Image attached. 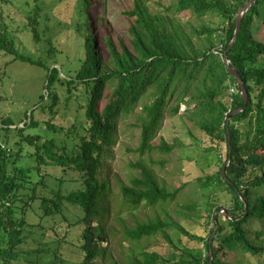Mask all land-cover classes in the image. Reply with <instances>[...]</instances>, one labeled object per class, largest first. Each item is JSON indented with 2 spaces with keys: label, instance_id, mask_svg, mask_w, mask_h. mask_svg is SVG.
I'll return each mask as SVG.
<instances>
[{
  "label": "trees",
  "instance_id": "1",
  "mask_svg": "<svg viewBox=\"0 0 264 264\" xmlns=\"http://www.w3.org/2000/svg\"><path fill=\"white\" fill-rule=\"evenodd\" d=\"M8 1L0 0V5ZM247 1L176 0V12L187 11L199 20L186 30L177 14L167 13L169 9L150 12L143 0H134L133 8L123 12L129 21L126 34L131 48L120 40L117 47L105 32L109 56L104 58L96 48L95 33L96 24L103 27L102 15L95 14L92 19V2L84 0L80 6H84L86 15L80 16L83 20L77 25L83 37L84 58L75 74L67 77L61 76L59 68L48 64L46 58L21 53L0 15V52L43 68L46 75V93H39V105L30 114L24 111L23 125H15L8 116L0 121L1 137L8 138L5 145L0 143V264H20L16 248L27 228L34 226L25 214L35 201H39L44 216L62 215L65 203L78 210L74 225L84 227L76 243L65 235L61 238V244L68 245L77 256L65 261L54 252L60 264H252V260L264 264V0H253L227 52L246 90V106L240 86L223 60L238 12ZM99 4L104 9L102 1L93 0L94 6ZM40 11L41 7L34 6L26 21L37 41L42 39L37 18ZM212 14L218 16L217 23L203 20ZM47 43V53L55 54L52 40ZM57 84L65 85L70 93L74 86L77 94L81 91L85 95L80 103L84 119L68 127L46 120V128L31 130L34 134H30L27 128L40 123L35 116L37 108L52 110L58 103ZM77 94L75 98H79ZM182 103L186 110L181 115L210 138L215 145L211 150L224 144V158L217 151L219 169L197 178L200 187H214L207 196L205 236L185 229L172 217L168 208L179 188L167 189L153 166V154L168 153L173 148L162 138L159 143L154 140L164 117L178 114ZM236 109L240 111L227 122V116ZM130 114L140 126L135 150L139 159L132 164L138 173L128 183L118 182L119 199L112 206L110 201H115L116 195L110 193L108 166L106 176H101L102 165L111 154L109 147L116 140L119 120ZM13 134L17 139L8 145ZM58 134L62 135L60 142L55 138ZM32 155L38 165L30 163ZM41 164L58 166L62 174L74 173L78 186L67 193L57 189L51 197L41 194L39 185L46 186L44 174L39 173ZM223 206L229 211L221 212L224 220L218 214ZM184 207L188 215L196 208ZM111 211L112 219L123 226L122 241L127 242L125 250L118 252L111 248ZM123 211L131 216L144 213L126 224ZM92 219L97 222L95 226L90 225ZM253 220L263 224L251 229ZM171 229H178L198 245L179 239L177 244ZM158 235L169 245L165 254L151 247L150 239ZM232 251L234 257L229 258Z\"/></svg>",
  "mask_w": 264,
  "mask_h": 264
},
{
  "label": "rangeland",
  "instance_id": "2",
  "mask_svg": "<svg viewBox=\"0 0 264 264\" xmlns=\"http://www.w3.org/2000/svg\"><path fill=\"white\" fill-rule=\"evenodd\" d=\"M101 5L94 6L93 0L89 5V16L94 19V15L101 13L103 27L95 25L96 48L101 56L107 58L109 56V48L106 44L104 33L107 32L112 36L114 44L118 47V40L125 43L130 49L131 44L126 34L129 21L124 18L123 12L133 8L134 0H100ZM150 12H166L168 14H177L185 23V29H189V24L198 23L199 20L190 15L189 12H176L174 10V2L176 0H143ZM84 0H9L7 3L0 5V15L5 24L8 25L10 34L15 38L17 49L23 54H31L35 58L43 59L50 65L59 68L63 77L73 76L76 69L84 58V42L83 37L77 31V25L80 19L86 15L84 6H80ZM34 6L41 7L39 16L41 40L33 39L32 33L26 25L27 15L32 13ZM170 14V15H171ZM205 22L219 21L216 14L204 17ZM48 27V30H45ZM51 39L55 54H48L49 49L47 40ZM195 41V39H194ZM46 82L45 70L33 66L29 63L13 60L12 56L4 52H0V121L4 117H11L15 125H23L26 120L24 111H30L39 105V93H46L44 88ZM56 91L59 95L58 103L52 107L41 110L37 108L35 116L40 121L39 125L34 128H27L30 134H34L31 130L40 131L46 128L45 121H49L55 126L68 127L71 122L84 119V107H80V103L85 101V95L78 92L72 86L71 94L67 91L65 85L57 84ZM108 89L105 90V93ZM75 94L79 98H75ZM172 103V102H171ZM138 106L135 110L139 111ZM186 110V104L182 103L179 112L176 115L167 114L161 124L154 142L159 143L160 138L164 139L167 144L172 145L170 152H158L153 154L152 158L154 170L161 182L167 189L174 190L179 188L176 200L169 206L172 217L180 223L185 229L200 236L206 235L204 224L205 207L207 204V196L212 193L213 185L208 188L200 187L197 178L215 173L219 169L220 162L217 158V151L224 158V144L218 145L217 150H211L215 146L210 138L202 132L195 123L187 120L181 114ZM28 120V119H27ZM15 125H12L14 127ZM140 126L133 114L123 117L117 125L116 140L110 145L109 158L104 159L106 164L102 165V177L106 176L107 166L109 169V182L112 194L116 195L115 201H110L115 206L118 197V182L128 183L133 175H137L138 168L133 166L139 159L136 147L139 142ZM60 142L62 135H55ZM17 139L13 134L8 145H11ZM43 140V138H42ZM8 138L1 137L0 143L5 145ZM27 147V146H25ZM216 148V147H215ZM33 152V150L31 149ZM29 160L27 161V163ZM30 163L38 165V159L32 155ZM152 164V163H151ZM39 173L44 174L46 186L39 185L38 189L41 194L49 197L53 196V192L60 189L63 193H67L71 189L76 188L77 182L72 172L62 174V170L58 166L39 165ZM46 173V174H45ZM59 178L63 182L59 183ZM222 204V201H219ZM185 205H195V211L192 215H188ZM224 207V208H223ZM220 209V217L223 218L221 212L228 210L223 206ZM78 210L65 203L64 213L55 214L53 216H44L39 207V201H35L26 210L25 218L33 227H28L23 233L21 244L16 248L17 261L20 264H60L58 257H54V252L67 261L69 258L77 256L72 252L68 245L61 244V238L65 235L72 242L76 243V236L84 227L82 224L74 225L76 222V214ZM144 212H137L135 216H131L125 211L122 213L124 223L131 224L132 218L141 217ZM113 212L110 213V223L114 229V236L111 242V248L118 252L125 250L126 241H122L121 223L112 219ZM64 217L68 221L64 220ZM69 223L73 225L69 226ZM97 222L92 219L91 226H95ZM263 222L252 221L249 226L251 229L260 227ZM212 226V224H210ZM56 231H55V230ZM33 230V231H32ZM170 234L173 240L178 244V239L182 243L189 245L198 244L189 241L183 236L178 229H171ZM124 243V245H122ZM151 247L161 254L167 253L169 245L165 239L158 235L150 239ZM233 251L230 252L229 258H233ZM16 262V259L14 260ZM252 264L255 262L252 260ZM66 264H70L66 262Z\"/></svg>",
  "mask_w": 264,
  "mask_h": 264
},
{
  "label": "water",
  "instance_id": "3",
  "mask_svg": "<svg viewBox=\"0 0 264 264\" xmlns=\"http://www.w3.org/2000/svg\"><path fill=\"white\" fill-rule=\"evenodd\" d=\"M253 2V0H248L242 7L241 9L239 10L238 12V16H237V19H236V24H235V30H234V34H233V37L228 45V48L227 50L225 51V55H224V63H225V66L227 67L228 69V72L233 75L236 80H237V83L238 85L240 86V91H241V95H242V98L244 100V104L246 106L247 104V95H246V90L243 86V83H242V80L240 78V75L238 73V71L236 70V68L234 67V65L231 63V61L228 59V56H227V52H228V49L230 48V46L234 43L236 37H237V34H238V31H239V28H240V25H241V19H242V16L244 15V13L248 10V8L250 7L251 3ZM240 109H236V110H233L228 116H227V122L229 120V118L231 117V115L239 112ZM28 114H30V111H28ZM20 126V125H19ZM220 211V210H219ZM227 213L229 214V211L227 210Z\"/></svg>",
  "mask_w": 264,
  "mask_h": 264
},
{
  "label": "built area",
  "instance_id": "4",
  "mask_svg": "<svg viewBox=\"0 0 264 264\" xmlns=\"http://www.w3.org/2000/svg\"><path fill=\"white\" fill-rule=\"evenodd\" d=\"M231 91H233V88H231Z\"/></svg>",
  "mask_w": 264,
  "mask_h": 264
}]
</instances>
